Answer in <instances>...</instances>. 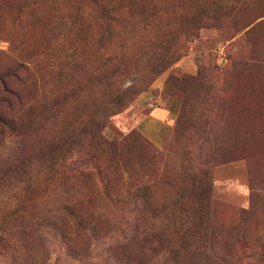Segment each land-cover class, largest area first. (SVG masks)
I'll return each mask as SVG.
<instances>
[{"label":"rangeland","instance_id":"obj_1","mask_svg":"<svg viewBox=\"0 0 264 264\" xmlns=\"http://www.w3.org/2000/svg\"><path fill=\"white\" fill-rule=\"evenodd\" d=\"M140 1L0 0V79L13 73L6 87L16 97L0 91V233L14 245L0 264H78L69 249L94 257L109 247L87 235L104 241L144 220L164 254L204 222L237 233L218 230L197 264H264V19L242 29L264 0H152L154 9ZM231 6L229 18H214ZM119 95L128 103L118 111ZM181 110L189 117L171 144ZM100 117L118 155L98 157V176L49 177L81 169L69 164L77 157L68 147L86 119ZM189 137L207 143L194 160ZM52 154L55 165L38 161ZM202 156L209 191L200 197L191 166ZM23 162L40 187L28 201L1 178ZM141 184L153 213L142 210ZM70 236L81 240L66 243ZM186 259L177 251L167 264Z\"/></svg>","mask_w":264,"mask_h":264},{"label":"trees","instance_id":"obj_2","mask_svg":"<svg viewBox=\"0 0 264 264\" xmlns=\"http://www.w3.org/2000/svg\"><path fill=\"white\" fill-rule=\"evenodd\" d=\"M227 1L231 2L232 0H214L217 2V5H222L223 3H228ZM234 4L238 6H246L244 2H237L235 1ZM154 3L152 0H142L140 1V7L146 8L148 6L149 9H154ZM231 5V4H230ZM235 11L234 7H230L224 11H212L214 18H229ZM258 19H264V9L252 16L242 27V29L247 28L252 23H255ZM177 59V58H176ZM175 59V60H176ZM174 60V61H175ZM13 76V73L4 74L3 77L0 79V91L3 92L4 95H10L11 98L16 100L15 94L10 91L9 88L6 87V79ZM109 77V76H108ZM112 77V75L110 76ZM110 85V84H109ZM119 91L115 90L113 93L114 95L117 94ZM2 94V95H3ZM121 95L117 96L114 103L120 105L117 107V110H122L128 103V101L124 102V98L120 97ZM120 98H123L122 100ZM110 99L104 94L103 97L100 99V104L103 108V111L106 110L108 107V103ZM6 102V101H4ZM84 109H88V106L85 105ZM189 116H187L184 110H181L179 116L176 119L175 126L173 129V136L171 138V144L177 143L180 139L181 132L184 129V125L186 124V120ZM98 118L93 121V119H86L85 124L81 127L78 131L80 135V140L78 143H74L72 147H68V151H75L76 160L69 162V164H76L78 168L81 169H74L71 168L68 171H50L49 170V177L50 172L52 176L59 177L60 179H64L67 174H83L87 176V178L91 175H99V170H97L96 164L98 157L102 156L104 153H113V156L118 155L120 143L114 141H106L103 136L101 135V128L102 124L104 123V117L101 119ZM262 126L261 128H263ZM4 130H0V134L3 135ZM186 146L188 150H186L187 155L191 159H195L198 155H201L205 149V143L202 140H197L196 138L189 137L185 139ZM48 143L56 144V138H53L48 141ZM194 144V145H193ZM207 144V143H206ZM147 152L152 156V158H159L160 155L157 151L151 147L146 146ZM47 155V153H45ZM54 156V157H53ZM46 160L42 157L38 159V161L48 162L51 165H55L56 162H59V159L55 155H51ZM30 158V157H29ZM28 158V159H29ZM24 157L19 158L21 162L23 161ZM154 160V159H153ZM25 161V160H24ZM208 163V157L202 156L201 161L198 165L191 166V169L194 170L193 175L195 177H199L201 182V187L203 190L198 193V196H203L209 189H207L206 182H205V166ZM64 163L62 162L61 165ZM1 178H4L5 181H10L13 185V189L17 190L14 192L12 191V187L10 191L13 192V197L15 199H19V197H24L26 201L28 198L33 197L34 195L40 193V187L32 181V175L27 170L26 163L16 169H6L2 171ZM47 179V178H46ZM138 197L142 200V210L146 213H153L156 207L152 206L151 204V191L150 187H147L143 184L138 186L137 188ZM25 201V202H26ZM21 204V203H20ZM19 205V203H18ZM172 207H175L172 205ZM164 210L163 207L159 209V211ZM200 223V227H198L200 232H197L194 236L191 237H180L177 243H171L173 245L169 246L167 249L166 254L160 248L159 239L156 237L155 232L152 230V224L149 221H136L134 222V227L130 232L121 233L117 237L109 236L107 240L103 241V237L98 235L90 234L86 236L88 242L98 243L99 241L109 245V247L102 252L100 255H95L91 257L90 254L86 251L84 253H78L75 250L69 249L66 256L72 261H78V264H167L168 262H175V257L177 256V251H184L187 255V259L183 264H197L203 262L201 256L206 252L212 250V248L216 244V240L218 239V230L226 231V235L229 236L231 234H236V228L232 226H228L227 228L217 227L215 225L205 223ZM191 226L195 224L190 223ZM81 239L80 237H72L70 236L65 239V242H79ZM14 247L11 244L10 240L4 237V234L0 233V257L4 256L9 249L12 250ZM114 247V248H112ZM6 256V255H5ZM12 258V257H11ZM99 258V259H98ZM13 261L14 258H12ZM101 262V263H100ZM177 264V263H176Z\"/></svg>","mask_w":264,"mask_h":264}]
</instances>
